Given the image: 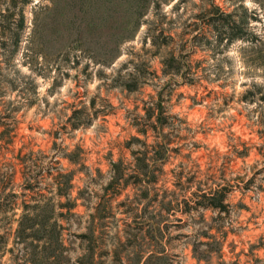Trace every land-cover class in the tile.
I'll use <instances>...</instances> for the list:
<instances>
[{"label":"rangeland","instance_id":"374dc122","mask_svg":"<svg viewBox=\"0 0 264 264\" xmlns=\"http://www.w3.org/2000/svg\"><path fill=\"white\" fill-rule=\"evenodd\" d=\"M0 264H264V0H0Z\"/></svg>","mask_w":264,"mask_h":264}]
</instances>
